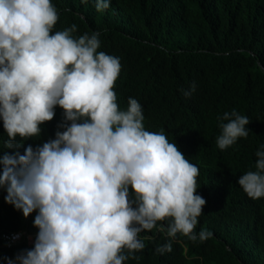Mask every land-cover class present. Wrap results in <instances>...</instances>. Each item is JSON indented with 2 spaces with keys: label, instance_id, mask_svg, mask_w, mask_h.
<instances>
[{
  "label": "clouds",
  "instance_id": "obj_1",
  "mask_svg": "<svg viewBox=\"0 0 264 264\" xmlns=\"http://www.w3.org/2000/svg\"><path fill=\"white\" fill-rule=\"evenodd\" d=\"M109 6L110 0H95L97 11ZM58 19L51 0H0V121L7 135L0 148V189L25 218L36 212L38 229L34 246L8 264L139 260L135 253L146 247L139 234L158 225L168 238L155 249L159 254L172 251L178 233L193 242L207 240L211 232H196L206 204L196 194L199 168L163 131L145 129L136 99L129 97L121 110L114 91L120 60L97 51L100 33L74 37L76 24L53 32ZM195 88L193 82L184 95ZM57 106L63 130L55 138L28 145L23 154L3 151L39 137ZM218 121L220 150L247 138V116L226 111ZM261 148L255 171L237 180L253 200L264 198Z\"/></svg>",
  "mask_w": 264,
  "mask_h": 264
},
{
  "label": "trees",
  "instance_id": "obj_2",
  "mask_svg": "<svg viewBox=\"0 0 264 264\" xmlns=\"http://www.w3.org/2000/svg\"><path fill=\"white\" fill-rule=\"evenodd\" d=\"M51 2L59 15L53 32L72 24L74 37L99 32L97 51L119 58L114 91L121 110L136 99L145 129L163 131L200 170L196 194L206 204L196 232L212 235L193 242L178 233L172 251L159 254L155 249L168 238L158 225L139 234L146 244L135 253L140 259L123 264H264V198H249L237 183L255 171V153L264 145V0H110L103 11L95 0ZM193 82L195 91L185 96ZM232 110L249 118V134L222 151L218 117ZM62 112L57 106L39 137L3 151L23 154L55 138ZM6 139L0 121V148ZM5 195L0 189V264L31 249L38 232L36 212L25 218ZM14 231L21 237L7 246L2 234Z\"/></svg>",
  "mask_w": 264,
  "mask_h": 264
},
{
  "label": "built area",
  "instance_id": "obj_3",
  "mask_svg": "<svg viewBox=\"0 0 264 264\" xmlns=\"http://www.w3.org/2000/svg\"><path fill=\"white\" fill-rule=\"evenodd\" d=\"M20 237H21L20 231H14V232L2 234V239L4 240L7 246H10L11 244L15 243L17 240H19Z\"/></svg>",
  "mask_w": 264,
  "mask_h": 264
},
{
  "label": "rangeland",
  "instance_id": "obj_4",
  "mask_svg": "<svg viewBox=\"0 0 264 264\" xmlns=\"http://www.w3.org/2000/svg\"><path fill=\"white\" fill-rule=\"evenodd\" d=\"M28 239L31 241V237L30 236H28Z\"/></svg>",
  "mask_w": 264,
  "mask_h": 264
}]
</instances>
